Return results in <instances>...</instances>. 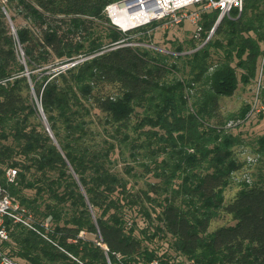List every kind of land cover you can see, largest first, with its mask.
I'll return each mask as SVG.
<instances>
[{
    "label": "trees",
    "instance_id": "trees-1",
    "mask_svg": "<svg viewBox=\"0 0 264 264\" xmlns=\"http://www.w3.org/2000/svg\"><path fill=\"white\" fill-rule=\"evenodd\" d=\"M113 1L0 0V183L39 229L51 216V240L16 224L4 249L24 264H264L263 175L223 195L240 165L223 125L249 105H220L264 65V0L217 24V9L202 12L200 34L169 52L146 45L163 19L122 31ZM118 159L155 180L135 188ZM221 213L234 222L209 230Z\"/></svg>",
    "mask_w": 264,
    "mask_h": 264
},
{
    "label": "rangeland",
    "instance_id": "rangeland-1",
    "mask_svg": "<svg viewBox=\"0 0 264 264\" xmlns=\"http://www.w3.org/2000/svg\"><path fill=\"white\" fill-rule=\"evenodd\" d=\"M149 32H151L153 36L150 43L146 45L162 52H169L172 48L171 42L173 40L184 41L191 38L194 33V25L188 22L171 27L159 24L153 27ZM238 73H240L239 69ZM258 92L261 96L262 92H264L263 57L259 58L256 75L250 80V82H238L231 95H222L220 99L221 110L224 115L231 112H237L245 104L249 105L245 118H228L223 125L226 131H233L235 134H239L238 138L240 140V144L234 146L236 160L240 165L238 169L231 173L229 183L223 189L224 200L226 202L234 197L241 186V182H253L259 175H263L264 177V148L259 144V139L264 137V111H252V104ZM114 155L118 158L117 153ZM122 166L123 162L121 159H118L116 167L122 171ZM137 169L140 170V167L137 166ZM122 173L130 179L129 184L135 186V188L145 187V180H155L153 177L146 175L135 181V179L131 178L123 171ZM145 202L150 208L151 205L147 201ZM136 218L140 226H142L144 224L143 217L138 214ZM233 222L230 214L221 213L218 217L212 220L209 230H214L215 227L223 224H231ZM169 238L170 237L167 236L166 239L169 240ZM166 239L155 238L151 245L158 248L160 253L164 251L170 252L169 242ZM15 258L18 259H16L18 262L20 261L24 264L22 259L16 256ZM169 260L172 261L171 263L173 264H189L182 255H174V257Z\"/></svg>",
    "mask_w": 264,
    "mask_h": 264
},
{
    "label": "built area",
    "instance_id": "built-area-1",
    "mask_svg": "<svg viewBox=\"0 0 264 264\" xmlns=\"http://www.w3.org/2000/svg\"><path fill=\"white\" fill-rule=\"evenodd\" d=\"M243 5L244 0H116L105 6V12L110 21L122 31L163 19L162 24L166 27L186 22L193 24L195 34L198 35L201 30L199 20L202 12L217 9L218 16L215 21L217 24L224 16H229L232 9H237L240 13ZM120 19H123L124 24L117 22ZM213 29L214 26L209 30L207 38L211 36ZM252 111H264V100L259 92L253 101ZM16 174V168H7L4 174L6 183L14 182ZM16 224H22L43 238L51 240L47 233L51 227V216L48 215L40 222L43 229H39L33 214L0 183V264H20L4 249ZM146 264L162 263L158 259H153Z\"/></svg>",
    "mask_w": 264,
    "mask_h": 264
},
{
    "label": "bare ground",
    "instance_id": "bare-ground-1",
    "mask_svg": "<svg viewBox=\"0 0 264 264\" xmlns=\"http://www.w3.org/2000/svg\"><path fill=\"white\" fill-rule=\"evenodd\" d=\"M122 7H124V6H122ZM118 23H120V24H124L123 23V19H120L119 21H117Z\"/></svg>",
    "mask_w": 264,
    "mask_h": 264
},
{
    "label": "water",
    "instance_id": "water-1",
    "mask_svg": "<svg viewBox=\"0 0 264 264\" xmlns=\"http://www.w3.org/2000/svg\"><path fill=\"white\" fill-rule=\"evenodd\" d=\"M13 29V28H12ZM40 110H41V112H42V114H43V111H42V109L40 108ZM43 118L45 119V116H44V114H43ZM47 129L49 130V128L47 127Z\"/></svg>",
    "mask_w": 264,
    "mask_h": 264
}]
</instances>
